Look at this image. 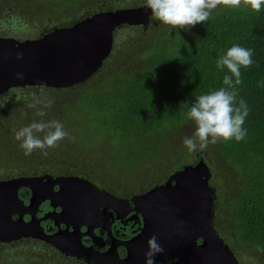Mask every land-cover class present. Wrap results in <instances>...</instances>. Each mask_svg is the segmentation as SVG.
I'll return each instance as SVG.
<instances>
[{"label": "trees", "instance_id": "1", "mask_svg": "<svg viewBox=\"0 0 264 264\" xmlns=\"http://www.w3.org/2000/svg\"><path fill=\"white\" fill-rule=\"evenodd\" d=\"M4 1L0 0L1 14ZM44 1L64 4L58 6L61 8L56 15H50L52 29L39 31L37 36L17 38L14 32L5 36L17 41L38 39L54 28L78 22L66 26L65 20H82L86 15L145 4V0ZM245 5L246 0H241L240 7L222 1L209 20L191 27L170 30L159 21L147 28L121 26L113 32L109 57L85 82L67 89L28 87L23 91L30 89L58 102L57 106L53 103L55 110L66 112L71 120L70 135L61 152L66 156L74 153L79 163H89L76 162L64 169L55 165L51 173L78 176L122 197L137 190L121 191L118 184L131 186L132 180L144 183L154 174L142 188L148 191L191 161L194 165L203 159L223 170L224 175L207 165L211 172L209 186L216 196L214 228L239 264H264V8L256 12ZM232 44L253 52V64L241 69L237 86L238 98L242 97L249 108L243 125L247 135L239 142L218 140L211 144L212 155L208 152L207 157L202 151L190 153L182 140L192 134L194 124L180 104L223 86L227 70L217 69L216 59ZM21 92V88L12 89L1 95L0 101L8 106L16 104L23 98L18 95ZM64 93L68 95L65 101L63 97L55 101V95ZM81 151L86 152L77 154ZM51 155L47 150L45 158L49 161ZM51 158L53 162L58 159ZM46 172L50 170L38 174ZM6 254L18 256L17 264H31L32 259L34 264H75L42 246L0 248V263Z\"/></svg>", "mask_w": 264, "mask_h": 264}, {"label": "water", "instance_id": "2", "mask_svg": "<svg viewBox=\"0 0 264 264\" xmlns=\"http://www.w3.org/2000/svg\"><path fill=\"white\" fill-rule=\"evenodd\" d=\"M150 15L144 5L122 8L96 13L72 26L55 28L38 39L0 38V95L27 86L58 90L85 82L109 57L113 32L123 25L147 27ZM210 178L207 164L200 159L196 164L185 165L171 174L165 183L133 197L131 202L138 207L133 211L141 213L143 220L140 232L124 243L126 255L123 259L113 248L99 254L98 264H144L146 241L151 236H155L163 248L162 253L155 256L154 264H164L172 259H177V264H239L214 228L216 196L215 189L209 186ZM54 182L59 189L50 197L35 195L37 187L50 184L45 177L1 181L0 236L28 237L39 205L48 200L61 210L50 219L55 224L72 227L73 232L60 235L58 231L50 237L39 224V239L65 256L80 259L83 256H80V250L86 248L74 233L86 222L100 218L98 203L102 196L99 194L105 198L107 193L79 177L60 178ZM20 188L29 189L33 195L26 207V213L31 216L27 223L22 219L24 214L16 222L11 220V216L19 211Z\"/></svg>", "mask_w": 264, "mask_h": 264}, {"label": "clouds", "instance_id": "3", "mask_svg": "<svg viewBox=\"0 0 264 264\" xmlns=\"http://www.w3.org/2000/svg\"><path fill=\"white\" fill-rule=\"evenodd\" d=\"M223 2L232 7L241 6V0ZM219 3L220 0H145L144 6L157 21L169 26L171 30L206 22ZM245 6L259 12L264 8V0H246ZM252 56V49L232 44L216 59V68L227 70L222 78L223 86L180 104L187 109V118L194 124L192 134L182 140L188 152L202 151L218 140L239 142L246 137L247 129L243 125L249 108L242 97L238 98L237 86L241 83V69L253 64ZM53 102L47 96L36 100L30 107L41 105L35 112L40 119H34L14 130L13 139L19 142L24 155H30L34 150H40L42 155H47V149L69 137L70 134L62 122L43 119ZM146 245L144 264H154L155 256L162 253L163 248L155 236L149 237Z\"/></svg>", "mask_w": 264, "mask_h": 264}, {"label": "rangeland", "instance_id": "4", "mask_svg": "<svg viewBox=\"0 0 264 264\" xmlns=\"http://www.w3.org/2000/svg\"><path fill=\"white\" fill-rule=\"evenodd\" d=\"M222 1L223 0H220V3L217 5V7L221 5ZM4 2L6 3V5L3 8L4 9L3 14H1L2 12L0 13V38H7L5 34H11L12 32H14V35H16L17 38H22L30 35L37 36L39 35L38 33H40L39 31L45 32L48 29H52L54 25L50 26V24L52 23V21H50V15L52 14L56 15L58 10L61 8L58 6L64 5L63 3H56L54 1L45 2L44 0H5ZM141 4L144 5L143 3ZM141 4L140 6H142ZM140 6H136V7H140ZM53 8H55V12L53 11ZM26 16L30 17V19H27ZM39 18H41V20H38ZM76 21L79 20L78 19L65 20L63 22V25L67 26ZM30 22H32V24ZM157 22L158 21H156V23ZM120 33H122V30H120ZM25 88H21L22 92L18 93V95H20L23 98L18 99L16 104H11L8 106L7 102L0 101V178L6 176H12V177L15 176L13 177L14 179L15 178L29 179L30 177H26V176H31V175L36 176L38 175V171L41 170L52 171L55 165L64 166L62 167V169L66 167L68 168L71 165H74L76 162L79 165H84V164L89 165L87 161H83L79 163L77 160L78 157H73L75 156L74 153H70L69 155L66 156V153L61 152V148L63 144L66 142L68 137H65L63 140L59 141L55 147L47 149L50 150V152L52 153L51 156L58 157V159L55 162H53L51 156H50V160L48 161L49 158H45L46 155H42L41 153L37 154V152H39L40 150H34L30 155H24L23 150L19 147V142L13 139V133L15 129L30 123L32 120L40 119V117H37L35 115V112H36V108L41 107V105L37 104L36 107H30V105H32L36 100L43 98L41 94L34 92L30 89L23 91V89ZM66 96L68 95L65 93L63 94V96L55 95L54 96L56 98L55 101L60 100V98L62 99V97L64 98L63 101H65ZM77 97H79L78 94L74 99H76ZM53 103H55L57 106L58 102H53ZM56 106L52 105L50 109L46 110L47 115L43 119L59 120L64 124L65 129L68 131V128H70L68 126V122H70L71 120L67 117L66 112L61 114L57 112L55 110ZM66 120H67V124H66ZM211 146L212 145L210 144L207 146L206 149L202 150L203 156L207 157L208 152L212 155ZM85 152L86 151H81L77 154L84 155ZM191 162H188L187 165L188 164L190 165ZM206 163L209 166L210 170L217 168L215 167V165L213 167L209 162ZM217 170L220 171L222 175H224L223 170L219 168H217ZM162 173L163 172L160 171L159 175H162ZM32 178H37V177H32ZM150 178H154V174H152L149 178L144 180L143 181L144 183L138 184V182L132 180L131 182L133 184L131 186H123L118 184V188L121 191H129L134 187V189L137 191L138 189L144 191L142 188H145L144 184L148 183V181L151 180ZM23 244L17 243V245L15 246L7 245L5 247L8 248L13 246L12 247L13 249H17L20 247V245L23 246ZM26 245L29 246L31 244H26ZM32 247L33 246L31 245V248ZM7 256H9V258ZM1 257L2 258L0 264H17V262L15 261L19 258L18 256H10L8 254H6L5 256L3 255ZM30 262H32L31 264H34V262L36 261L33 262L32 259Z\"/></svg>", "mask_w": 264, "mask_h": 264}, {"label": "flooded vegetation", "instance_id": "5", "mask_svg": "<svg viewBox=\"0 0 264 264\" xmlns=\"http://www.w3.org/2000/svg\"><path fill=\"white\" fill-rule=\"evenodd\" d=\"M87 17L90 16L86 15L85 18ZM150 17H149L150 22L147 27H150L151 25H157V23L153 20V18ZM9 177L10 176L0 178V182L9 179H14ZM26 177H30V178L45 177L46 180H49L50 184H42L41 186L37 187V191L35 195L43 196L44 194H46L52 197L54 196V193L57 192L59 189L58 185H54L55 184L54 181L60 178H71L78 176H70L65 172L64 173L57 172L54 174L51 173L50 171L43 174H38L36 176L31 175ZM94 185L98 189H100V186L96 185L95 183ZM50 187H53L52 191ZM100 190L105 191L107 193V195L105 194V198L102 194H99L100 196H102L101 201L98 203V213L100 214V218L98 220L94 219L91 222H86L85 225L80 227L79 231L76 229V232L74 233L77 234V238H80L81 244L84 247V249L86 248V250L83 251L80 250L81 252L80 256L83 255L80 259L75 257L65 256L52 245L39 239L38 237L39 226L42 229V231L45 233V235L50 237H53L56 233H58V231H60V235L66 231H67L66 233L68 234L73 232L72 227L67 228L65 224H55V222L50 219L51 216L53 218L56 217V214L59 213L61 210L59 207L55 208L53 205H51V202L48 200L43 201L39 205L36 213V220L34 223L31 224L30 232L27 235L28 237L19 238L16 235L15 236L2 235L0 236V248L1 249L7 248L5 247L7 245L15 246L17 245V243L31 244L33 245L34 248L38 246H42L47 249H50L51 254H54L55 256H60L67 260H71V261L73 260L72 262L75 264H98V262H100L99 254L106 253L109 249L116 248V252L119 258L123 259L126 255V249L124 243L130 240L131 238L135 237L140 232V228L143 226L142 216L140 215L141 213H137L136 211H133V209L138 210V207H136L131 202L132 198L143 195L147 191L138 190L137 193L135 192V194H130L129 196L120 197L106 191L105 189L103 190L101 188ZM32 196L33 195L29 189L27 188L19 189L18 198L21 201V203L20 206H18L19 211L11 216V220L13 222L19 220L20 215L22 214H24L22 217L24 222L27 223L30 221L31 216L26 213L27 211L26 207H28V205L30 204V199L32 198ZM37 220H40V222H38ZM84 233L87 234V236H84ZM40 235L42 237H45L42 233ZM13 246L8 248H12ZM60 257L58 258L60 259ZM177 263H178L177 259H172L170 261L165 262L164 264H177Z\"/></svg>", "mask_w": 264, "mask_h": 264}, {"label": "bare ground", "instance_id": "6", "mask_svg": "<svg viewBox=\"0 0 264 264\" xmlns=\"http://www.w3.org/2000/svg\"><path fill=\"white\" fill-rule=\"evenodd\" d=\"M176 172H177V171H176ZM165 182H166V181H165ZM165 182H164V183H165ZM152 189H153V188H152ZM104 192H105V191H104ZM147 192H148V191H147Z\"/></svg>", "mask_w": 264, "mask_h": 264}]
</instances>
